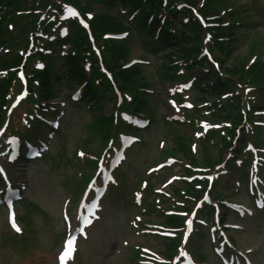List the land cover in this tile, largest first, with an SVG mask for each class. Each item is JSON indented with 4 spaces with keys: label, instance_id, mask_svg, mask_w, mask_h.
Masks as SVG:
<instances>
[{
    "label": "rangeland",
    "instance_id": "374dc122",
    "mask_svg": "<svg viewBox=\"0 0 264 264\" xmlns=\"http://www.w3.org/2000/svg\"><path fill=\"white\" fill-rule=\"evenodd\" d=\"M259 3L264 5V0H260ZM250 23L251 25L245 28H239L237 43L225 60V65L245 57L251 44L250 40L254 39L259 41V56L264 59V21L255 12V14L251 13ZM142 52L144 53L143 49L134 45L131 54L140 55ZM145 72L150 78V84L158 82L151 67L145 69ZM158 80L160 82V79ZM56 86L58 88L55 87V89H59L60 92L64 90L62 86H58V84ZM167 86L165 84L164 88L166 89ZM155 89L157 93L151 99V115L154 122H152L151 128L143 134L142 144L136 146L137 150L130 152L129 160L126 163L127 168L125 167L123 170L126 174L125 184L127 187L133 185L132 182L145 170L146 165L153 166L158 158L156 142L160 139L162 130L165 131L160 124V115L165 112L168 114L169 109L164 104L162 88L157 86ZM61 100H64L63 96L55 105H59ZM63 109L65 114L61 118L60 129L50 140V149L45 158L27 164L20 170L12 169L11 173L15 180L21 179L26 186L25 201L19 203L17 212L20 216L25 213V221L34 226L36 235L31 239L32 241L26 249V252L31 251V255L22 249V243L18 241V238L12 240L13 234L6 225L4 214L0 213V264H55V253L59 249L60 238L64 230L61 210L67 204L65 199L71 194V189H67L65 177L74 175L73 152H76V148L79 147L77 144L86 137H88L87 141L89 139L88 142H85V147L88 150L94 151L98 146V141L96 142L89 130L85 128V124L89 120V112L77 105L69 107L66 104ZM21 110L17 111L16 117L19 118ZM111 110L112 104L105 101L102 112L108 115ZM12 118L13 121H16L14 115ZM40 135H42L40 132L35 134L36 137ZM165 145L169 147L173 145L171 136L165 140ZM223 183V180L220 181L219 190L223 188ZM240 193L239 197L233 195L235 200L246 201L247 198L243 190ZM231 194L229 193V196ZM128 198L125 188L121 193L111 195L104 202L103 220L89 230V241L80 243L79 256L75 264H126L127 254L125 251L127 247H122L125 241L129 245L143 243L154 249L161 248L160 240L159 242H148L145 237L130 228L129 221L140 211L135 209L133 204L127 205ZM74 204L75 197L70 198L71 209ZM232 218L234 217H231L230 221L233 220ZM161 219L157 216L153 218L155 221H161ZM240 224L244 230L233 232L237 247L241 250L251 249L253 262L264 264V213H259L255 219L240 222ZM23 225L25 226V223ZM3 237L12 239L9 242H2ZM209 257L208 254L206 259Z\"/></svg>",
    "mask_w": 264,
    "mask_h": 264
},
{
    "label": "trees",
    "instance_id": "16d2710c",
    "mask_svg": "<svg viewBox=\"0 0 264 264\" xmlns=\"http://www.w3.org/2000/svg\"><path fill=\"white\" fill-rule=\"evenodd\" d=\"M49 1V0H47ZM105 2L107 5H112L116 3L117 1H120L121 3L123 2V6L126 7H133L137 5V7H143L142 13L139 17L136 18L137 22V27L141 29V31L145 34H149L153 31V27L156 24V19L151 20L149 24H147V15L150 12H144V9L146 7V4L143 3L142 0H101ZM159 1V0H158ZM189 3L194 4L196 0H186ZM216 0H211L206 8H205V13H214L216 11V8H214V3ZM42 3L45 2L44 0L38 1V0H33L32 3L33 5L36 3ZM26 4V0H0V12H4L2 17H0V36L7 34V26L5 25L6 21H17L15 17L13 16V13H16V11H21L23 10V6ZM16 25V24H15ZM93 29L95 32L101 31V30H106V31H117L121 29V23L118 19L116 18H109V17H103L99 19L98 21L94 22L92 24ZM189 30L193 31V33H196L199 35V27H197L196 24L190 23ZM83 37V36H82ZM169 37V33L167 32V26H165L161 32L160 38L156 41H150V38L147 39V44H149L151 47H158V48H164L167 47L168 45H164V39H167ZM170 39L176 40L172 46H180L184 45L186 42V36L182 34L180 38L178 37H171ZM73 49L70 51H73L74 53L67 56L65 60V68L62 70V73L65 75L63 80L67 86L72 85V80H79L82 81L83 78V70H82V63L83 59L82 53L86 52L89 49V45L85 37H83V40L81 42L77 41L75 38L73 40H70ZM0 43L1 38H0ZM164 46V47H160ZM111 49L113 50V61L118 65L121 61L125 60V45L124 44H111ZM182 52H185L187 54L189 51L186 49V47L180 48ZM69 51V52H70ZM242 64L243 62L241 61L240 63H235L231 67L228 68V71L230 72H241L242 71ZM115 65V64H114ZM115 65V66H116ZM6 66V63H2L0 61V67ZM94 72V70H93ZM93 78L96 75H93ZM42 85H41V90L42 91H50L52 90V85L49 83L48 77H51V74L49 70H46L44 73H42ZM249 76L253 82L256 83H264V61L263 60H257L253 66L250 67L249 69ZM118 77L120 81H123L125 84L128 86H134L135 84L143 81L142 79V72L141 69L138 67L132 68L129 71H124V72H119ZM104 82H101V85L104 86ZM6 87V83L0 82V97L4 93V89ZM85 91L90 93V94H96L98 92V87L94 86V83L92 81H89L87 84ZM216 92H221L222 88L217 87L214 89ZM111 127V118L110 117H105L103 115H98V117L93 121L91 125V130L93 132H96V134L100 135V137H105L107 135V132L109 131ZM169 223L175 222L173 220H168Z\"/></svg>",
    "mask_w": 264,
    "mask_h": 264
},
{
    "label": "snow or ice",
    "instance_id": "6c2138e0",
    "mask_svg": "<svg viewBox=\"0 0 264 264\" xmlns=\"http://www.w3.org/2000/svg\"><path fill=\"white\" fill-rule=\"evenodd\" d=\"M75 15V13H74ZM90 15V14H89ZM87 26V25H85ZM90 222V221H89ZM13 226L15 227V223L13 221ZM17 231H19V229L17 228ZM75 248H74V238L70 237L67 242H66V247L64 249V251L62 252L61 256H60V261L61 264H64V261L67 258H70L72 253L74 252Z\"/></svg>",
    "mask_w": 264,
    "mask_h": 264
}]
</instances>
